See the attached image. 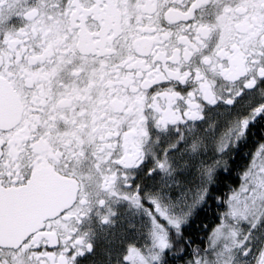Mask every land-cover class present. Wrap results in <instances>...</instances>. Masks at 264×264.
Listing matches in <instances>:
<instances>
[{
  "label": "snow or ice",
  "instance_id": "snow-or-ice-1",
  "mask_svg": "<svg viewBox=\"0 0 264 264\" xmlns=\"http://www.w3.org/2000/svg\"><path fill=\"white\" fill-rule=\"evenodd\" d=\"M0 264H264V0H0Z\"/></svg>",
  "mask_w": 264,
  "mask_h": 264
}]
</instances>
